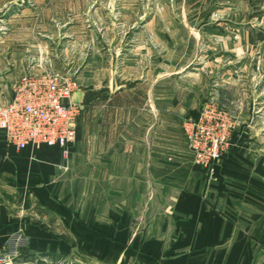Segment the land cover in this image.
<instances>
[{
	"label": "rangeland",
	"instance_id": "obj_1",
	"mask_svg": "<svg viewBox=\"0 0 264 264\" xmlns=\"http://www.w3.org/2000/svg\"><path fill=\"white\" fill-rule=\"evenodd\" d=\"M11 64L19 75L39 65L72 75L80 92L99 93L84 105L85 123L114 119L110 106H142L149 128L152 108L163 105V186L176 190L193 176L190 188L196 182L210 205L222 204L226 218L236 219L226 203L250 208L243 217H255L262 248L257 264H264V0H0V107L26 74L5 82ZM139 81L135 96H113ZM73 181L64 179L67 192ZM219 186L222 194L215 193ZM99 197L103 218L124 213L108 208V195ZM174 197L149 194L144 208L170 206ZM66 205L74 213L79 204L70 196ZM162 213L176 217L169 208ZM19 214L17 231L0 248V264H129L123 250L111 257L109 245L77 248L55 219L47 233L66 239V251L41 253L36 248L43 245L27 233L28 215Z\"/></svg>",
	"mask_w": 264,
	"mask_h": 264
},
{
	"label": "crops",
	"instance_id": "obj_2",
	"mask_svg": "<svg viewBox=\"0 0 264 264\" xmlns=\"http://www.w3.org/2000/svg\"><path fill=\"white\" fill-rule=\"evenodd\" d=\"M47 70L39 65L31 71ZM24 71L22 75L29 72L28 68ZM18 72L11 64L10 69L4 71L5 82L8 79L11 83L17 82L21 75ZM0 81L3 80L0 78ZM138 83L139 86L115 92L113 96L124 93L135 96L143 84ZM12 95L13 92L6 97V103ZM99 96V93L80 90L72 96V101L80 104L82 111L69 158H64L58 147L31 145L18 150L7 144L0 131V248L10 234L17 231L21 212L28 215L27 233L33 243L43 245L36 248L41 253L66 251V239L52 238L47 233L53 225L51 220L55 219L58 226L68 228L69 236L64 233L77 248L96 249L98 243L109 245L111 257L123 250L129 264L135 261L139 264H257L262 248L259 233L254 235L255 217L247 213L252 211L250 208L233 204L228 207L226 203L224 206L234 211L236 219L226 218L221 213L226 210L222 204L219 209L217 205H210L200 195V187L194 186L196 182L190 188L193 176L176 190L163 186L162 181L168 175L162 167L163 150L159 149L163 141L164 106L152 108L149 128L143 121L146 110L142 106H110L109 110L116 115L119 111L124 117L115 115L114 119H107L109 122L99 119L97 124L85 123L84 105L87 107ZM178 118L175 119L178 121ZM103 130H107V134ZM66 159L68 169L64 168ZM69 177L74 178V187L67 192L66 187L71 185L65 186L64 179ZM216 189L215 193L221 191L222 194L225 187ZM202 191L204 195L207 193L206 189ZM103 193L109 196L103 201L109 204L108 208L115 205L112 210L118 208L124 213L117 215L109 211L107 218H103L99 210L102 201L99 195ZM149 194L175 195V202L170 206L151 203L144 208ZM70 196L79 204L74 213L66 205ZM168 208L176 217L162 213ZM244 209L248 210L244 212L248 214L246 217H243ZM135 222L141 229L135 228ZM56 236L63 237L62 234Z\"/></svg>",
	"mask_w": 264,
	"mask_h": 264
},
{
	"label": "built area",
	"instance_id": "obj_3",
	"mask_svg": "<svg viewBox=\"0 0 264 264\" xmlns=\"http://www.w3.org/2000/svg\"><path fill=\"white\" fill-rule=\"evenodd\" d=\"M79 90L76 77L29 71L13 89L11 100L0 107V131L7 144L23 150L31 145L61 149L65 158L77 138L82 106L72 101ZM203 132H205L203 130ZM217 146L218 142H214ZM218 155H213L216 160Z\"/></svg>",
	"mask_w": 264,
	"mask_h": 264
}]
</instances>
